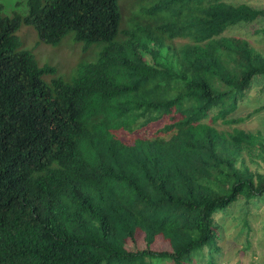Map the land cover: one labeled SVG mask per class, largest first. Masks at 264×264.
<instances>
[{
  "label": "trees",
  "instance_id": "16d2710c",
  "mask_svg": "<svg viewBox=\"0 0 264 264\" xmlns=\"http://www.w3.org/2000/svg\"><path fill=\"white\" fill-rule=\"evenodd\" d=\"M0 4V264H218L216 213L264 195V132L234 115L264 49L227 35L264 21L230 0ZM93 60L46 77L16 30ZM264 33V25L259 29ZM225 125V128L218 127ZM253 264H264V258Z\"/></svg>",
  "mask_w": 264,
  "mask_h": 264
},
{
  "label": "rangeland",
  "instance_id": "374dc122",
  "mask_svg": "<svg viewBox=\"0 0 264 264\" xmlns=\"http://www.w3.org/2000/svg\"><path fill=\"white\" fill-rule=\"evenodd\" d=\"M16 0H0L4 13H11ZM232 3L245 2L255 7H264V0H230ZM264 21L238 23L228 28L227 35H240L254 46L264 49V33L259 29ZM22 48L29 50L40 65L53 67L54 73L46 77H58L69 81L75 75L77 65L93 60L101 47L92 43L87 50L83 42L74 39V32H68L57 45L41 41L32 26L21 25L16 30ZM264 104V75L256 77L246 95L239 102L234 115H244ZM250 130L261 129L264 132V110L253 114L240 124ZM225 128V125L218 124ZM216 223L221 251L214 256L218 264H253L264 258V195L249 201L239 200L228 208L216 213Z\"/></svg>",
  "mask_w": 264,
  "mask_h": 264
},
{
  "label": "clouds",
  "instance_id": "9594fccd",
  "mask_svg": "<svg viewBox=\"0 0 264 264\" xmlns=\"http://www.w3.org/2000/svg\"><path fill=\"white\" fill-rule=\"evenodd\" d=\"M25 26H27V25H25Z\"/></svg>",
  "mask_w": 264,
  "mask_h": 264
}]
</instances>
